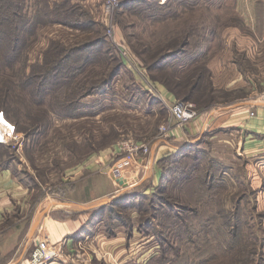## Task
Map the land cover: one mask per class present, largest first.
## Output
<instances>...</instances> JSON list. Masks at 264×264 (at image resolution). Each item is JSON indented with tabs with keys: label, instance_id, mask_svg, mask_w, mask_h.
Masks as SVG:
<instances>
[{
	"label": "rangeland",
	"instance_id": "1",
	"mask_svg": "<svg viewBox=\"0 0 264 264\" xmlns=\"http://www.w3.org/2000/svg\"><path fill=\"white\" fill-rule=\"evenodd\" d=\"M103 1L6 0L13 14L6 12L0 2V19H6L0 34V115L10 121L16 136H7L0 143V167L11 163V169L28 183L35 179L37 183L40 176L45 192L54 197V206L66 202L61 198L67 190L62 181L89 174L84 165L92 163L90 179L99 185L103 177L114 178L119 189L99 197L98 200L106 198V203L88 210H101L93 218L90 233L101 230L112 236L120 229L127 239L135 236L129 248V252H135L134 264L175 263L189 242L186 229L178 228V224L191 219L208 221L209 228L215 227L209 230L201 222L203 264H264V199L258 195L260 165L254 163L257 167L247 170L251 174L248 179L256 183L245 180L243 172L249 159L237 145L232 147L234 151H227L223 142H215L223 157L220 159L210 152L205 139L197 140L193 143L196 146L186 148L177 158L180 162L173 164L169 156L190 145L185 143L161 154L156 161L159 174L155 181L136 184L138 178L134 175L141 160H147L154 140L169 139L161 126L169 130L175 124L171 105L183 99L175 95V100L166 105L158 96V83L192 75L209 60L207 52L213 38L218 36L223 41L234 27L247 29L237 16L239 0H118L109 13ZM255 8L257 15L264 13V0H256ZM14 24L21 30L12 47L10 32ZM180 25L188 29L173 33ZM259 29L257 23L256 30ZM186 33L187 43L179 44L182 50L178 47L177 54L182 56L166 58L174 47L168 44ZM160 57L162 62L158 63ZM208 95L207 91H199L198 100L204 102ZM215 98L214 93L206 105L214 103ZM189 101L200 110L202 105L196 100ZM129 138L145 144L149 152L123 150L122 143ZM195 156L199 159L195 160ZM211 161L219 165L216 167L221 171L222 183L201 190L199 200L179 197L180 191L175 188L181 185L179 167L195 177ZM182 184L186 190L193 186L192 182ZM197 188L201 185L195 186V194L188 190L189 195L195 197ZM215 195L220 196L213 201ZM214 202L218 205V210L214 209L217 215H205ZM180 204L188 210L176 221L175 238L169 230ZM159 231L168 236L163 242L156 236ZM216 231L219 238L224 234L226 237L208 242V236H215ZM229 234L236 236L232 243ZM81 241H77L72 253L64 251L69 256L67 263L62 260V247L53 250L57 259L54 263L71 264L82 249L93 252ZM210 243H218L228 252L217 250L216 258L208 253ZM104 255L93 252L90 260ZM110 263L117 264L115 260Z\"/></svg>",
	"mask_w": 264,
	"mask_h": 264
},
{
	"label": "crops",
	"instance_id": "2",
	"mask_svg": "<svg viewBox=\"0 0 264 264\" xmlns=\"http://www.w3.org/2000/svg\"><path fill=\"white\" fill-rule=\"evenodd\" d=\"M255 2L239 0L237 16L247 29L234 27L223 41L216 36L207 52L206 66L210 71L212 94L217 97L213 99L215 102L202 105L197 116L183 125L171 126L168 140H154L147 160H141L134 171L138 178L136 184L142 180L155 181L159 174L156 161L161 154L205 139L210 152L220 159L223 157L215 142H223L227 151L230 148L234 151L237 145L249 159L243 175L251 184L256 181L248 179L251 174L247 170L255 169L257 166L253 164L259 163L261 190L258 195L264 199V101L261 98L264 92V13L257 15ZM257 23H260L258 31ZM157 91L166 105L175 100L174 93L163 84L158 83ZM10 165L0 167V264H27L31 251L37 246L49 251L62 247V260L66 261L69 256L65 252L72 253L80 240L89 250L105 255L90 260L93 252L82 249L85 256L80 250L71 264H111L114 260L117 264H134L135 252H129V248L134 245L135 236L127 239L120 229L112 236L101 230L85 238L74 235L88 219L91 207H86L119 189L114 178L103 177L99 185L90 179L92 163L84 165L89 174L82 179L74 176L73 181H62L67 190L64 189L63 197L61 192L60 195L66 202L54 206V197L47 195L40 176L37 183L36 179L28 183ZM55 261L57 259L51 258L45 264H55Z\"/></svg>",
	"mask_w": 264,
	"mask_h": 264
},
{
	"label": "trees",
	"instance_id": "3",
	"mask_svg": "<svg viewBox=\"0 0 264 264\" xmlns=\"http://www.w3.org/2000/svg\"><path fill=\"white\" fill-rule=\"evenodd\" d=\"M6 0H0V2L4 3V4H1L2 7L5 9L6 12H9L10 14H13L12 12V9H11V5L8 3L6 4L5 2ZM1 8V6H0ZM2 14V12H1ZM4 17V16H3ZM171 17H176L175 15H171ZM6 24V19H0V34L4 31V28L3 27L4 25ZM188 28H181V25L179 27H176L173 31V33L175 34H178L181 30H184V32L187 30ZM21 30V27L20 25L18 24H14L13 28H12V32L11 33V37L10 40H12L13 46H15V44L17 43L18 39H19V32ZM188 33V32H187ZM184 35L183 38H181L180 40H177L174 44H168V45H174V47L172 48V51H171V48H170V52L166 55V58H176L178 56H182V53L181 54H177L179 53L180 49L182 50V48H180L179 44L181 45H184L187 43L186 39L185 38H189V35ZM10 40H9V43H10ZM180 49H179V48ZM176 48V49H174ZM174 49V50H173ZM186 54H188L187 56H190V53L188 52H184ZM206 57V56H205ZM160 59V60H159ZM159 60V61H158ZM158 63L162 62V57L158 58ZM204 62V61H203ZM195 72H193L192 75H189L187 78L185 79H181V78H178L176 80H172L170 81V83H168V79L164 81V85L174 93V95L178 96L179 94L181 95V97L183 99H180V100H196L197 101V104L199 106L201 105H205L207 104L210 99H212V89H211V80H210V71L208 69V67L206 66L205 62L202 63V66L201 67H198L196 70H194ZM34 76V75H33ZM183 88V90H182ZM199 91H207L208 92V97L209 99L208 100H205L204 102H200V100H198V94H199ZM196 95V96H194ZM6 112V111H5ZM6 115H9V113H5ZM32 129H25V132H28V131H31ZM1 143V142H0ZM196 145H194L193 143H191L190 145L186 146V147H182L181 149H179L178 151L176 152H172V154L169 156V157H172V162L173 164L174 163H178L180 161H178V156H180L181 154H183V152L186 150V148L188 147H195ZM196 151V150H195ZM168 158V157H166ZM214 158V157H213ZM199 159L198 156H195V160ZM212 159V158H211ZM9 160V159H8ZM163 160H166V159H163ZM216 166H219V165H216L215 162H208V165H206L204 167V169H202V172L195 175H193V173H190L189 175L186 173V171H184V168L183 167H179V182L181 185H178L176 186L175 188H178V190L180 191V193L178 192L179 194V197H184L185 199H197L199 200L200 198L198 197V194L201 190H208V189H211L213 185H216V184H220L222 183V179L220 178V172L221 171H218L217 167ZM223 168V167H222ZM164 176H162L163 178ZM164 179V178H163ZM187 182V183H193V186L189 187L188 190H190L191 192H193L195 194V186L197 184L201 185V188H197L196 189V196L195 197H192L189 195V191L184 189L183 187V182ZM196 182V183H195ZM184 189V190H183ZM185 191V193H184ZM213 193V192H212ZM185 194V195H184ZM217 196V198H215L213 201H216L218 199V197L220 195H215ZM216 202L213 203V206L211 207L210 211L205 214V215H212V216H215L217 215V212L214 211V209L218 210V205H215ZM170 212L172 213L173 210L172 209H169ZM188 209L185 208V207H182L181 204H180V208L175 210L174 212L176 213L175 214V218H174V222H173V229L172 227L170 228L169 230V233L171 235V237H177V229L178 228H184L186 229V239L187 241H189L185 247H183L182 251L180 254H178L176 257V261L175 263L173 264H182L183 261L184 263L183 264H203L202 263V254H203V251H202V246L200 244V240L201 238L204 239V237H202L201 235V232H200V229H201V226H203V224H205V226L210 230L214 229V228H209V225H208V221H206V223L201 220H196V219H191V224L189 225L190 221H187V222H183L181 220V222L178 224L176 221H178V219L181 218L182 215H185L186 216V211ZM101 210L100 209H95L94 211H90L89 212V216H88V219L80 226V228L78 229V231L76 233H74L75 236H78V237H81L82 235H87V234H91V230L92 228L90 227V225H92L94 223L93 221V218L94 216H97V214H100ZM110 214H111V211H109ZM203 214V213H202ZM112 215V214H111ZM203 216V215H201ZM178 217V218H177ZM177 218V219H176ZM193 221L195 222V224L193 223ZM203 224H202V223ZM178 224V228L176 229V226ZM174 232H171L173 231ZM155 233V232H154ZM172 233V234H171ZM156 234V233H155ZM156 236H158L159 240L161 242L164 241V239H166L168 236L162 232V231H159ZM228 236L229 237V241L230 243L234 242V240H236V236H233L231 237V235L229 234ZM226 237V234H224L222 237L219 238V232H215V236H208V242H215V241H219V240H223L224 238ZM233 245V244H232ZM207 247L210 248L211 250H209V254L210 255H213L215 256L216 258L219 256V251L220 253H226L228 251L226 247H223V246H220L218 243H215V244H207ZM236 250V246L233 248V250ZM217 250H219L217 252ZM249 251L251 252L252 251V248L250 247L249 248ZM182 257L183 260H182ZM214 257V258H215ZM246 257V256H245ZM163 260V259H162Z\"/></svg>",
	"mask_w": 264,
	"mask_h": 264
},
{
	"label": "built area",
	"instance_id": "4",
	"mask_svg": "<svg viewBox=\"0 0 264 264\" xmlns=\"http://www.w3.org/2000/svg\"><path fill=\"white\" fill-rule=\"evenodd\" d=\"M118 0H104L103 8L106 13H109L113 10V8L117 5ZM261 98L264 101V92L261 94ZM171 113L174 118V122L177 125H183L187 121L193 119L197 116L198 110L195 108L193 102L189 100H177L171 105ZM253 114V112H251ZM161 129L164 132L165 137H169L171 134V129H167V127L161 126ZM11 131L6 132V137H14V129H10ZM7 140V139H6ZM122 149L127 150L129 152L137 153V152H149L150 149L143 143H136L133 139H125L122 143ZM82 247V244H81ZM83 248V247H82ZM55 253L53 250L49 251L44 246L35 247L30 254V258L27 264H44L47 260L54 258Z\"/></svg>",
	"mask_w": 264,
	"mask_h": 264
},
{
	"label": "bare ground",
	"instance_id": "5",
	"mask_svg": "<svg viewBox=\"0 0 264 264\" xmlns=\"http://www.w3.org/2000/svg\"><path fill=\"white\" fill-rule=\"evenodd\" d=\"M2 113V112H1ZM10 122V121H9ZM5 117L0 115V142L3 143L6 141V132L11 131L12 125L9 123Z\"/></svg>",
	"mask_w": 264,
	"mask_h": 264
},
{
	"label": "water",
	"instance_id": "6",
	"mask_svg": "<svg viewBox=\"0 0 264 264\" xmlns=\"http://www.w3.org/2000/svg\"><path fill=\"white\" fill-rule=\"evenodd\" d=\"M106 201H107V199L105 198H103V199H99V200H97V201H94V202H92L89 206H87L86 208H89V207H93V206H96V205H101V204H103V203H106Z\"/></svg>",
	"mask_w": 264,
	"mask_h": 264
}]
</instances>
